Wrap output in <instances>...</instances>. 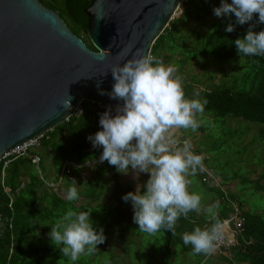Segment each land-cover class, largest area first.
I'll list each match as a JSON object with an SVG mask.
<instances>
[{
    "label": "trees",
    "instance_id": "trees-1",
    "mask_svg": "<svg viewBox=\"0 0 264 264\" xmlns=\"http://www.w3.org/2000/svg\"><path fill=\"white\" fill-rule=\"evenodd\" d=\"M39 2L55 11L73 34L80 37L90 50L96 51L88 37V18L84 13L92 0ZM226 2L231 3L232 0ZM220 6L221 0H184L181 16L170 22L155 41L150 54L156 56V48L165 45L164 55L160 59L165 64L177 66V73L183 72L188 64L198 65L202 69V73L192 74L190 79L187 74L182 77L186 98L208 101L204 113L197 115L201 124L196 132L205 135L206 141L210 140L212 144L198 142L196 153L205 156L204 167L220 180V185L217 186L214 183L206 184L210 192H217L219 219L223 221L237 211L242 220L239 244L229 248V257L220 255V258L226 264H264V56H239L234 44L236 39L246 35L252 24H256L253 31L259 32L264 30V23H256L258 14H254L253 21L244 25L236 23L234 14L217 17L213 9ZM206 20L209 23L203 33L193 28L194 24ZM230 23L234 26L231 33L225 30ZM215 79L218 81L215 82ZM82 103H89V107H86L81 119L88 115L94 116L92 128L89 131L80 128L73 133L77 118L71 116L68 122L64 121L46 132L48 138L41 140L40 147L54 141L55 129L61 127V132H68L73 145L79 143L75 150L81 154L80 162H90L93 159V155L85 156V151L92 146L87 137L101 130L99 118L103 111L96 109L87 100ZM180 131L183 132L182 129ZM59 150L64 154L67 150L66 144ZM213 153H216L214 158L211 156ZM221 154H229L231 158L224 161L221 159L223 157L219 158ZM34 155L40 158L32 151L26 157L11 161L4 169L3 163H0V213L10 220V225L5 223L0 232V264H70L69 258L63 256L60 248L42 234L48 235L54 222L72 206L51 193L46 194L45 191L44 202L38 205L37 196L43 185L41 175L26 176L27 165L33 164L30 157ZM218 158L222 165L217 168L214 160ZM108 166L114 167L109 164ZM204 176L201 180L205 184ZM25 177H28V182L23 180ZM233 181L236 182V191L222 189H227ZM123 191V187H117L114 203L103 210L106 212L110 207H116L118 214L108 217V220H115L116 223L125 220L121 213H128L133 208L130 201L125 202L122 199L125 196ZM253 196H258L262 204L250 202ZM10 200L11 208H8ZM194 213L191 212L188 218L181 217L177 221L175 236L163 230L155 235L156 242L150 246V251L147 250L144 264H173L177 254L192 250L191 245L183 244L182 234L191 232L195 226L204 228L207 219L202 215L195 221ZM93 226L99 231V227ZM102 226H107L102 227L107 230L108 221L103 219ZM117 226L118 240H128L132 230L127 222ZM104 235L106 240L97 245L98 251L94 255L105 257L108 264H120L116 263L113 246L107 245L109 229ZM145 235L149 236L147 233ZM155 244H160L161 247L156 248ZM127 255L126 259L131 258L130 252Z\"/></svg>",
    "mask_w": 264,
    "mask_h": 264
},
{
    "label": "clouds",
    "instance_id": "clouds-1",
    "mask_svg": "<svg viewBox=\"0 0 264 264\" xmlns=\"http://www.w3.org/2000/svg\"><path fill=\"white\" fill-rule=\"evenodd\" d=\"M213 12L217 17L234 14L239 25L253 21L254 14H258L256 23L260 24L264 23V0H232L231 3L221 0V6ZM255 27L256 24H252L243 38L234 41L239 56H264V30L255 32ZM225 30L231 33L234 26L230 23ZM110 71L115 81L112 91L101 90L100 94L123 103L100 114L101 130L87 139L93 148L103 149L99 163L107 161L122 174H127L129 167L137 173L149 174V179L143 186H138L136 192L122 197L125 202H131L133 222L139 226V231L156 235L163 230L175 236L176 224L181 217L188 218L189 213L202 210V196L189 191V177L198 170L204 171L205 167L203 156L193 152L191 139L181 142L172 130L195 132L201 124L197 115L204 113L208 101L186 98L177 66L166 65L150 53L137 52L122 65L112 66ZM71 99L63 102L65 108L70 107ZM69 185L66 200L78 201L79 187L75 179ZM219 207L217 201L203 209L209 217V226H195L191 232L182 234L183 244L191 245L193 255L213 254L224 239L227 221L219 219ZM234 214L238 215V212L224 220ZM48 236L72 262L82 255L95 254L97 245L106 240L104 229L97 231L94 228L90 212H77L72 207L54 222ZM229 248L225 256H228Z\"/></svg>",
    "mask_w": 264,
    "mask_h": 264
},
{
    "label": "water",
    "instance_id": "water-1",
    "mask_svg": "<svg viewBox=\"0 0 264 264\" xmlns=\"http://www.w3.org/2000/svg\"><path fill=\"white\" fill-rule=\"evenodd\" d=\"M183 1L92 0L84 10L92 51L39 0H0V159L64 122L84 100L122 104L100 94L112 91L111 67L149 54Z\"/></svg>",
    "mask_w": 264,
    "mask_h": 264
},
{
    "label": "crops",
    "instance_id": "crops-1",
    "mask_svg": "<svg viewBox=\"0 0 264 264\" xmlns=\"http://www.w3.org/2000/svg\"><path fill=\"white\" fill-rule=\"evenodd\" d=\"M86 107H89V103H81L80 107L72 114V116L77 118L74 122L77 124L75 126L76 130H74L73 133L78 131L80 128L89 131L94 125L95 119L92 115H88L81 119L83 113L86 111ZM60 129L62 128L58 127L55 129V135H53L54 141L33 151V153L38 154L41 158L38 164H34L41 175V180L43 181V185L39 188V195L37 196L39 206L42 202H44L45 192L46 194L51 193L63 201L68 202L66 200V190L70 186L69 183L73 179L77 182L80 196L78 201L68 202L73 204L74 208L79 206L84 207L85 205H89L91 207V205H99L101 203L108 207L114 203V198L117 194V187H123V195H126L129 191H131L130 189H132V192H136L137 187L143 186L149 179V174L137 173L135 170H132L131 167H129L127 174H122L117 171L116 166H108L107 161L99 163V157L103 151L102 148H93V146H91L87 151H85V156L93 155V159L90 162H80L81 154L75 150V147L79 146V143L77 145H73L68 132L66 130L61 132ZM176 130H172V134L174 136L177 133ZM74 138L76 139V136H74ZM63 144H66L67 148L64 154L59 150ZM192 150L195 154H198L194 148ZM94 154H97V156L95 157ZM64 167L70 170L69 174L65 173ZM23 180L28 182V177H25ZM81 182H84L82 188H80ZM89 185H91L92 188H89ZM11 203L12 200H10L8 206H11ZM201 208L202 210L199 213L195 212L199 217L195 221H198L202 215L206 216V212L203 211L206 206ZM81 210L82 208H80V211ZM93 210L94 209H92V211ZM132 210L134 209L132 208ZM206 217V220L208 221V215ZM5 223L10 225V220L6 218L5 215L0 213V232ZM118 237L119 236L115 234V238H117V243L119 244H121V241L125 242L127 240H118ZM110 246H113L114 248V245ZM110 246L108 245V247ZM228 255L230 256V252H228ZM223 256H225V254Z\"/></svg>",
    "mask_w": 264,
    "mask_h": 264
},
{
    "label": "rangeland",
    "instance_id": "rangeland-1",
    "mask_svg": "<svg viewBox=\"0 0 264 264\" xmlns=\"http://www.w3.org/2000/svg\"><path fill=\"white\" fill-rule=\"evenodd\" d=\"M180 9H184V8H182L180 6ZM180 16H181V13H178L175 16V18H179ZM207 23H209V20H206L202 23H196L193 25L194 26L193 28L200 30V32L203 33L207 28V25H208ZM184 33H186V31ZM164 47L166 48L165 45L164 46L162 45V46H159L158 48H156V50H155V55L159 59L161 56L164 55V52H165ZM202 72H203L202 69L198 65L190 66L188 64V66H186L183 69V72L177 73V75H180L181 77H183L184 74H187L186 76L188 77V79H190L192 74L197 75V74H200ZM217 81L218 80L215 79V82H217ZM215 125L218 126V124H215ZM180 130L181 129L176 130L177 133L175 132L176 133L175 138H177L181 142L184 139L190 138L192 145H193V148L195 150L197 147L196 144L200 141H202L203 144H207V145L212 144L210 140L206 141L205 135L204 136H203V134L201 135L199 133V131L196 132L197 130L195 132H193L191 129H187V130L182 129L183 132H181ZM202 156H203V158L205 157L203 154H202ZM211 156H212V158H214V156H216V153L211 154ZM221 157H223V158H221ZM219 158L224 159V161H226V160L228 161L231 157L229 156V154H221ZM219 158L214 160V163H215L217 168H218V166L220 167L222 165L221 162L218 161ZM230 164L231 163H229V165ZM27 170L28 171L26 172V174H27L26 176H28V175H32V176L39 175L38 169L36 168V166L34 164H28ZM212 175L213 174H211V173L209 174V177H211L212 183L216 184V186L220 185L219 178L214 177V176L212 177ZM203 176L204 175H200L199 171H197V173L195 175L189 177V179L191 180V184L189 185V191L199 193L202 196L201 207H204V206L207 207V206L217 202V195H216L217 192H215V191L210 192V190L206 187L207 183L204 184L201 180V178ZM83 184H84V182H81L80 188L83 187ZM86 187H88V186H86ZM235 187H236V182L233 181V182H231V184L229 185V187L227 189H226V187H222V189L225 191L228 190V191L234 192V191H236ZM89 188H92V186L89 185ZM253 201H256V203L259 205L262 204V202L258 199V196H253L252 201H250V202H253ZM68 205H71L73 207V210H75L77 212H80V208H82L81 211L90 212V220L93 222V225H95L99 228H102V220L103 219L108 221V224H109L108 229H109L110 236H109V239L107 240V244L109 246L114 245V248H115L114 253L117 257L116 263H120V264H144L145 260H147V257H146L147 250L149 249L148 251H150V246L153 244V242H156V236L155 235H149L148 236V235H145L144 232L139 231V226L133 222L134 210H132V208H131L130 212H128V213H124V214L121 213V215L125 216V220H126L127 224L131 227V228L129 227V229L132 230V232L130 234V238H128V241L125 238L124 240H126V241L125 242L121 241V244H119V243H117V238H115V236H114L115 234H117L116 230L119 227L117 225L118 224L120 225V223H124V225H125L126 222L124 220L123 222L118 221V223H116L115 220H111V221L108 220V217L117 215V210H116L117 208L116 207L112 206L106 212H103V210H105L107 208L102 203L99 205H91V207L89 205H87V206L85 205L84 207L79 206V207H76L77 209L74 208L73 204L69 203ZM92 209H96L95 212L97 214L94 211H92ZM105 214H107V215H105ZM97 216H99L100 218ZM206 216H207V213H206ZM231 216H233V215H231ZM198 218L199 217L196 215L194 219L196 220ZM207 225L209 226V220L208 221L206 220L204 226L207 227ZM107 230L104 229V232H107ZM42 236L49 239L48 235L42 234ZM159 237H160V235H159ZM154 247L157 248V247H161V246H160V244H155ZM122 249H123V251H121ZM128 252H130V257L132 259L131 258H128V259L125 258L126 255L128 254ZM222 253L226 254L225 250ZM122 254H124V255H122ZM107 255H109V254L107 253ZM121 255L123 256V259H122ZM227 257H229V255ZM121 259H122V261H121ZM175 260L176 261H174L173 264H226L225 262L222 261V259H220L219 251H215L213 254L206 256L203 254L193 255L192 250H191L189 253L186 252V253L177 254ZM69 263L70 264H99V263L108 264V261H106L105 257L99 258L93 254L91 256L82 255L80 257V259L77 260L76 262H71V260L69 259Z\"/></svg>",
    "mask_w": 264,
    "mask_h": 264
},
{
    "label": "built area",
    "instance_id": "built-area-1",
    "mask_svg": "<svg viewBox=\"0 0 264 264\" xmlns=\"http://www.w3.org/2000/svg\"><path fill=\"white\" fill-rule=\"evenodd\" d=\"M95 106L96 109L100 111H106L108 108L107 106H104L102 103H91ZM116 106H111L113 110L115 109ZM73 114V113H72ZM68 116L65 119V122L69 121V118L72 116ZM114 114V111H113ZM46 133L41 134L37 138L31 139L22 145L17 146L16 148L10 150L9 152H6L3 154L2 158L0 159V163H3V169L13 160L20 158V157H26L30 155L32 151L35 149L39 148L41 145V140L44 139L45 137L48 138ZM30 159L32 160L33 164H38L40 161V158L36 155L31 156ZM64 171L66 174L70 173V170L66 167H64ZM200 174H206L203 178V181H205L208 184H213L211 181V177H209V174L211 173L209 169L205 167L204 171H199ZM8 207H11L10 205ZM227 224L225 225V230H224V239L218 243L217 250L219 252H223L224 250L228 249L229 247L238 245V237L242 232V220L238 217L237 214H234L227 220Z\"/></svg>",
    "mask_w": 264,
    "mask_h": 264
}]
</instances>
